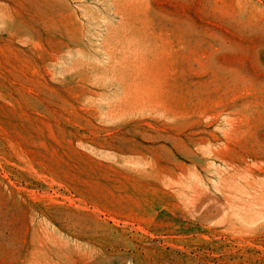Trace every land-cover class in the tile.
Segmentation results:
<instances>
[{
	"label": "rangeland",
	"instance_id": "374dc122",
	"mask_svg": "<svg viewBox=\"0 0 264 264\" xmlns=\"http://www.w3.org/2000/svg\"><path fill=\"white\" fill-rule=\"evenodd\" d=\"M0 264H264V0H0Z\"/></svg>",
	"mask_w": 264,
	"mask_h": 264
},
{
	"label": "bare ground",
	"instance_id": "6f19581e",
	"mask_svg": "<svg viewBox=\"0 0 264 264\" xmlns=\"http://www.w3.org/2000/svg\"><path fill=\"white\" fill-rule=\"evenodd\" d=\"M131 11V10H130ZM196 61V60H195ZM168 72H169V70H168ZM143 73V72H142ZM152 74H154V73H152ZM94 76V75H93ZM158 76H160V75H158ZM152 77H153V75H152ZM151 77V78H152ZM140 78V77H139ZM141 79V78H140ZM143 80V79H142ZM142 82V81H141ZM149 83H150V81H149ZM155 93V92H154ZM151 94H153V93H151ZM156 94V93H155ZM149 96V95H148ZM144 99V98H143ZM146 101V100H145ZM169 101V100H168ZM145 103V102H144ZM167 107V106H166ZM162 110V109H161ZM153 111V110H152ZM162 111H164V110H162ZM154 112H155V110H154ZM156 113H158V110L156 111ZM159 113H161V112H159ZM163 113V112H162ZM165 113V112H164ZM165 115V114H164ZM163 115V116H164ZM167 115V114H166ZM169 115V114H168ZM168 117V116H167ZM170 117H172V116H170ZM172 119H174V116H173V118ZM147 125V124H146ZM228 126H230V125H228ZM220 149V148H219ZM227 152V151H226ZM246 168V167H245ZM248 168H249V166H248ZM242 172V171H241ZM100 188V187H99ZM179 189H181V188H179ZM94 190V189H93ZM101 192V191H100ZM107 192H108V189H107ZM109 193V192H108ZM96 195V194H95ZM102 195V194H101ZM109 195H110V193H109ZM108 195V196H109ZM97 196V195H96ZM100 196V195H99ZM99 196H97V197H99ZM103 196V195H102ZM104 197V196H103ZM117 197V196H116ZM118 197H121V196H118ZM106 198V197H105ZM127 198H129V197H127ZM197 198V197H196ZM97 200H98V198H97ZM107 200V199H106ZM108 201V200H107ZM116 201V200H115ZM109 202H110V200H109ZM108 202V203H109ZM127 202V201H126ZM118 203V202H117ZM121 203H122V201H121ZM124 203V202H123ZM127 203H129V202H127ZM126 203V204H127ZM105 204H106V202H105ZM113 204V203H112ZM131 204V202L129 203V205ZM109 205V204H108ZM114 205V204H113ZM123 205V204H122ZM111 206V205H110Z\"/></svg>",
	"mask_w": 264,
	"mask_h": 264
},
{
	"label": "crops",
	"instance_id": "0c3cea01",
	"mask_svg": "<svg viewBox=\"0 0 264 264\" xmlns=\"http://www.w3.org/2000/svg\"><path fill=\"white\" fill-rule=\"evenodd\" d=\"M100 211H101V204H100V207H99Z\"/></svg>",
	"mask_w": 264,
	"mask_h": 264
}]
</instances>
